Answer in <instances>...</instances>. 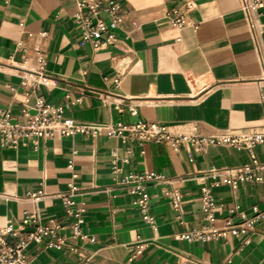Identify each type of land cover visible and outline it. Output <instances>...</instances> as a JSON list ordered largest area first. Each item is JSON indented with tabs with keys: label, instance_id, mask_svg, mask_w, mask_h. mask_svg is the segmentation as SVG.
Masks as SVG:
<instances>
[{
	"label": "crops",
	"instance_id": "0c3cea01",
	"mask_svg": "<svg viewBox=\"0 0 264 264\" xmlns=\"http://www.w3.org/2000/svg\"><path fill=\"white\" fill-rule=\"evenodd\" d=\"M116 1L124 16L122 27L111 31L117 42L96 49L83 42L77 0H0V110L22 121L23 111L32 112L41 100L65 107L64 116L79 124L150 122L174 132L194 125L206 137L264 127V6L248 22L241 0ZM174 9L193 25L170 26L165 16ZM38 73L47 84L25 82ZM254 153L264 165V145ZM249 163V151L226 145L196 151L183 144L174 152L166 144L123 143L106 133H57L49 140L22 139L14 149L4 147L0 135V228L8 221L21 226L24 213L35 210L44 225L55 220L62 227L65 245L32 243L26 251L31 264H264V220L244 235H221L226 220L240 225V213L264 210V170L260 184L214 188L212 222L204 220L200 201L202 186L213 183L212 169ZM145 173L173 182L147 186L155 226L144 221L140 196L120 184ZM70 185L77 189L72 196ZM174 189L182 195L180 212L168 195ZM65 194L74 210H84V239L73 238ZM33 231L26 227L21 237ZM201 233L210 238H182Z\"/></svg>",
	"mask_w": 264,
	"mask_h": 264
},
{
	"label": "built area",
	"instance_id": "2783aa9c",
	"mask_svg": "<svg viewBox=\"0 0 264 264\" xmlns=\"http://www.w3.org/2000/svg\"><path fill=\"white\" fill-rule=\"evenodd\" d=\"M105 2L107 6L101 8V4ZM241 11L245 15L247 21L251 22V18L257 15V11L264 4L262 0H241ZM194 4L188 2L186 9L191 11ZM77 14L75 20L84 33L83 42L93 44L94 48L101 49L107 45L117 42L112 30H118L124 23V16L121 12L120 4L116 0H77ZM170 26L175 28H184L193 25L188 19L187 13L178 9L171 10L165 16ZM261 28H259L260 30ZM43 71L46 60L41 55L38 59ZM37 79L25 78V82H33L35 86L47 84L46 77L43 74H37ZM264 82V77L261 80ZM107 102V100H105ZM68 107V105L66 106ZM65 107H55L39 100L30 110L23 111L22 121H14L10 112L0 110V135L2 145L4 147H13L17 149L22 139L29 140H49L59 133L63 137H72L78 134L98 137L106 133L109 137L118 138L123 143L128 141H137L140 146L147 143H157L169 145L174 152H178L183 144H191L196 151L203 150L208 145H226L245 149L249 151L251 163L233 168L212 169L210 177L213 183L204 184L201 188L200 201L204 220L212 222L215 220L217 211L216 199L213 189L220 186L230 187L236 191L243 183L260 184L263 177L259 174L264 170V165L260 163L254 149L264 145V127L257 128L250 134L243 136H202L198 132V128L192 125L189 130L182 132H174L168 126L159 123H136L133 125H125L121 122L117 124L105 123H89L79 124L73 119L64 116ZM133 114H136L135 108H130ZM144 154V151H142ZM128 163L129 159H125ZM153 182H165L173 184L171 181L165 180L160 174L145 173L132 174L121 180L120 184L129 188L130 194L140 196L138 202L141 214L146 223L155 226L154 218L149 215L151 208V199L147 192V186ZM70 187V195L77 190L72 185ZM40 195L42 193L40 192ZM168 195L172 201L173 208L180 212L182 207V195L179 190H171ZM63 204L67 209V214L74 217V239H84L82 231V214L83 209L74 210L70 197L65 194L60 196ZM40 200L36 197L35 201ZM235 212V211H234ZM242 224L234 225L228 219L224 231L221 235L228 233L234 236H240L247 233L248 230L254 229L255 226L264 220V210L258 207L253 208L251 215L240 213ZM34 227V231L29 233L26 238H22L21 234L26 227ZM62 227L55 221L51 220L49 225H44L39 216L38 210L25 212L22 224L15 227L12 221H8L4 227L0 228V264H31L26 254L28 247L32 243L41 244L46 239H50L48 247L52 249H61L65 245V240L61 239L58 234ZM217 234V233H213ZM210 235V234H209ZM208 234H195L192 236H182L186 239H208ZM76 251V249H73Z\"/></svg>",
	"mask_w": 264,
	"mask_h": 264
}]
</instances>
